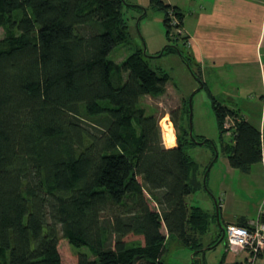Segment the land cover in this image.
<instances>
[{
    "label": "trees",
    "instance_id": "1",
    "mask_svg": "<svg viewBox=\"0 0 264 264\" xmlns=\"http://www.w3.org/2000/svg\"><path fill=\"white\" fill-rule=\"evenodd\" d=\"M150 7L165 14L169 44L158 55L177 54L206 88L178 43L181 12L162 0ZM125 8L147 13L126 0H0V264H167L171 241L200 252L217 222L187 202L208 168L188 150L205 141L211 162L218 150L181 125L188 99L170 114L182 134L166 148L159 118L140 107L171 81L152 66L159 57L136 48L110 59L128 41ZM209 96L229 166L250 173L264 163V132ZM73 247L89 253L69 256Z\"/></svg>",
    "mask_w": 264,
    "mask_h": 264
},
{
    "label": "rangeland",
    "instance_id": "2",
    "mask_svg": "<svg viewBox=\"0 0 264 264\" xmlns=\"http://www.w3.org/2000/svg\"><path fill=\"white\" fill-rule=\"evenodd\" d=\"M126 2L129 4L128 0ZM125 11L127 12L126 16L129 24L128 41L125 44L118 45L110 54V59L121 63L136 48H142L147 55L155 56L154 53L157 50H163L169 44L166 39V27L162 16L160 14L153 15L158 13L157 10H151L144 17L140 16L134 8H125ZM4 37L5 30L0 26V40ZM180 45L184 49L183 44ZM184 53L188 55L186 51ZM151 64L154 68L161 67L167 72L171 81L167 84L165 92L159 96L144 97L140 102V107L145 109L147 115L158 117L159 122H161L160 125H162V120L168 117L174 128V147H176L177 138L182 133L175 128L170 114L174 113L177 117L181 111L183 99H188V103L191 99V113L189 116L183 117L184 120H181V125L188 131H190L191 125L194 138H205L215 142L218 146V158L213 165L211 164L212 153L209 146L198 144L188 150L189 155L200 164L202 170L207 165V169H210L209 171L206 170L208 171L206 187L204 185L196 193L190 195L187 202L190 205L201 207L210 214L216 212V202L222 204L219 224L224 229L228 222L235 221L242 216L250 220L256 219L264 211V164H260L259 169L253 167L250 173L246 174L233 168H231L233 169L231 172H228V154L220 146V133L208 90L205 88L200 89L199 83L190 70L182 63L181 58L174 54L155 58L151 61ZM163 131V139L166 141ZM223 139L225 141L232 140L231 133H224ZM165 144L166 148H173V145H170L171 143L168 141ZM216 221L212 224L209 235L201 238L203 248L200 252L186 248L177 241H171L165 256L166 263L225 264L226 260L232 257V254L238 255L239 249H237L238 252H235L229 249L225 239L222 241L217 240L221 229L217 217ZM76 252L88 254L89 250L88 248L77 249L73 247L68 255L75 257ZM68 255L64 257L70 261Z\"/></svg>",
    "mask_w": 264,
    "mask_h": 264
},
{
    "label": "crops",
    "instance_id": "3",
    "mask_svg": "<svg viewBox=\"0 0 264 264\" xmlns=\"http://www.w3.org/2000/svg\"><path fill=\"white\" fill-rule=\"evenodd\" d=\"M162 1L178 8L182 14L181 34L187 39L178 43L183 44L184 51L199 67L208 94L264 132V0ZM128 2L146 9V15L153 11L150 0ZM158 14L164 23V12L153 15ZM227 164V171L231 172L233 169ZM260 164L254 169H259ZM262 214L264 211L256 219H246L248 225ZM211 228L212 224L206 235ZM240 252L232 254L225 264L240 262L245 256Z\"/></svg>",
    "mask_w": 264,
    "mask_h": 264
},
{
    "label": "built area",
    "instance_id": "4",
    "mask_svg": "<svg viewBox=\"0 0 264 264\" xmlns=\"http://www.w3.org/2000/svg\"><path fill=\"white\" fill-rule=\"evenodd\" d=\"M169 15L171 25H177L179 22L172 11L169 12ZM178 32L182 31L178 30ZM233 123L226 120L224 126L227 129ZM224 239L229 249H239L245 253L244 258L239 262L240 264H264V223L259 219L248 226L228 223L225 228Z\"/></svg>",
    "mask_w": 264,
    "mask_h": 264
},
{
    "label": "water",
    "instance_id": "5",
    "mask_svg": "<svg viewBox=\"0 0 264 264\" xmlns=\"http://www.w3.org/2000/svg\"><path fill=\"white\" fill-rule=\"evenodd\" d=\"M144 53L146 54L145 51H144ZM160 56H161V54H159V55H157V56H155V57H160ZM150 57H152V56H150ZM200 88H202L201 85H200ZM189 103H190V113H191V99L189 100ZM190 123H191V117H190ZM190 137L193 138L191 125H190ZM196 143L199 144V145H204V144H205V141H203V142L196 141ZM217 158H218V150H216V155H215V157H214V159H213V161H212V163H211L212 165H213V163L217 160ZM210 166H211V165H210ZM209 169H210V168H209ZM209 169H207V170L209 171ZM208 171H206L205 176H204V179H203V183H204V185H205V183H206V176H207V174H208ZM216 217H217L218 224H219L220 211H219V207H218L217 205H216ZM219 227H220V229H221V233H222V236H221L220 241H222V240L224 239V236H225V229H224L220 224H219Z\"/></svg>",
    "mask_w": 264,
    "mask_h": 264
},
{
    "label": "bare ground",
    "instance_id": "6",
    "mask_svg": "<svg viewBox=\"0 0 264 264\" xmlns=\"http://www.w3.org/2000/svg\"><path fill=\"white\" fill-rule=\"evenodd\" d=\"M162 127H163V130H164L163 133H164V136H165V139H166V143L168 141L169 143H171L170 145L174 146V143H175L174 128H173L172 123L169 122L168 117H165L162 120Z\"/></svg>",
    "mask_w": 264,
    "mask_h": 264
}]
</instances>
